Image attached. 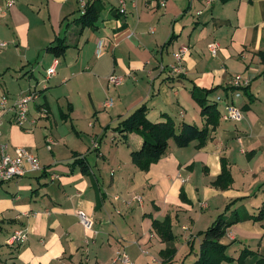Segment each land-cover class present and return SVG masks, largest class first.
Wrapping results in <instances>:
<instances>
[{
    "label": "crops",
    "instance_id": "crops-1",
    "mask_svg": "<svg viewBox=\"0 0 264 264\" xmlns=\"http://www.w3.org/2000/svg\"><path fill=\"white\" fill-rule=\"evenodd\" d=\"M81 1L92 0H0V102L10 107L36 90L24 124L10 109L0 113V144L11 154L27 150L44 167L0 182V264H122L120 253L130 264H164L169 242L153 221L166 217L176 248L168 264H192L197 232L226 207L227 214L264 207V0H99L92 26L73 22ZM58 37L68 47L54 57L45 47ZM183 48V71H173ZM236 74L250 79L245 89L232 83ZM193 86L215 87L207 98L219 115L205 141L179 147L169 138L166 152L141 170L130 151L142 137L115 127L142 104L151 122L205 127ZM228 103L241 109L240 120L223 119ZM76 154L88 174L72 165ZM222 158L233 179L225 189L212 184ZM17 229L27 239L10 243ZM220 242L233 259L222 264H264V219L231 225Z\"/></svg>",
    "mask_w": 264,
    "mask_h": 264
},
{
    "label": "trees",
    "instance_id": "trees-1",
    "mask_svg": "<svg viewBox=\"0 0 264 264\" xmlns=\"http://www.w3.org/2000/svg\"><path fill=\"white\" fill-rule=\"evenodd\" d=\"M99 10V0L88 1L85 3L84 9L74 18L73 22L81 26H92L98 16ZM67 47L68 45L65 43V40L58 37L47 44L45 50L50 52L54 57H59L64 54ZM258 55L264 64V51H259ZM262 77L264 79V70ZM238 88L245 89L246 87ZM214 89L215 87L202 89L193 86L190 90L192 97L201 108V114L206 116V126L203 128L187 122H181L179 127L176 128L172 120L169 119L165 122H151L146 117L147 107L145 104L140 105L127 117L122 119L115 127V130L124 136L128 132H136L142 137L141 146L138 149L130 151L132 163L141 170H148L150 165L156 162L166 152L169 138H172L179 147H185L195 139L203 143L207 136L208 123L211 120H216L219 115L216 103L208 101L207 98ZM75 157L72 165H77L83 173L88 174L89 166L83 158L79 154H76ZM232 182V175L227 167V163L222 158L221 172L212 184L225 189ZM228 210V207H226L206 229L197 232V235L201 236V241L197 258L192 264H222L223 261H232L233 259L225 254L226 245L220 242L227 228L246 219H252L254 221L264 219V207H261L255 214H249L246 211H240L238 209H234L227 214L226 212ZM153 228L162 240L169 242L162 252V262L168 264L176 252V248L173 246L174 235L171 232L169 217H166L163 221L154 220ZM191 248L192 244L190 243V250ZM247 252L248 250H242L237 260L240 262ZM259 262L261 261L259 260Z\"/></svg>",
    "mask_w": 264,
    "mask_h": 264
},
{
    "label": "built area",
    "instance_id": "built-area-1",
    "mask_svg": "<svg viewBox=\"0 0 264 264\" xmlns=\"http://www.w3.org/2000/svg\"><path fill=\"white\" fill-rule=\"evenodd\" d=\"M15 0H7L8 4L14 3ZM85 2H80L81 11L84 9ZM124 7L120 9V12H124ZM99 44V49H100ZM100 51V50H99ZM186 48L180 50L176 54L177 64L172 66L173 71L182 72L183 66L180 62L182 55L185 53ZM211 51L215 53V47L212 45ZM58 63V59H54L52 64L46 69V77L51 76L55 73V66ZM109 81L116 84L121 82V76L114 74L109 75ZM232 83L238 87H246L250 83L248 77H244L241 74H236L232 78ZM36 90H31L27 94L22 95L17 98L13 104L8 107L6 99L3 98L0 102V113L4 109H10L14 113L15 122L22 125L27 121L28 118V104L35 98ZM219 100V99H218ZM217 100V102H218ZM39 117H46L47 110L45 107H40L38 110ZM222 117L225 120L238 121L242 118V111L239 107L228 103L225 105V110L222 113ZM1 125V118H0ZM93 146H96V143H93ZM17 154H11L7 151L5 144H0V182H6L14 178H20L25 176L28 172L41 171L44 167L40 164L39 159L36 155L28 152L23 148H18ZM78 216L81 219L85 228H90L92 221L89 217L85 215L83 211H78ZM27 239V232L23 229L14 230L11 237H9L10 243L15 242H24ZM122 264H130V261L125 253H120L117 258Z\"/></svg>",
    "mask_w": 264,
    "mask_h": 264
},
{
    "label": "rangeland",
    "instance_id": "rangeland-1",
    "mask_svg": "<svg viewBox=\"0 0 264 264\" xmlns=\"http://www.w3.org/2000/svg\"><path fill=\"white\" fill-rule=\"evenodd\" d=\"M43 76V75H42ZM78 215V214H77ZM78 219H79V221H80V223L83 225V223L81 222V219H80V217L78 216ZM84 226V225H83ZM15 243H18V242H15ZM244 250V249H243ZM229 262V261H228Z\"/></svg>",
    "mask_w": 264,
    "mask_h": 264
}]
</instances>
